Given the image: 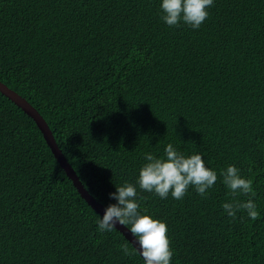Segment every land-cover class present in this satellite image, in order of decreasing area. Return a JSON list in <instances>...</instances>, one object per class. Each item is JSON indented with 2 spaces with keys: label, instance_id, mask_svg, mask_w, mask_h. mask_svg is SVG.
<instances>
[{
  "label": "trees",
  "instance_id": "16d2710c",
  "mask_svg": "<svg viewBox=\"0 0 264 264\" xmlns=\"http://www.w3.org/2000/svg\"><path fill=\"white\" fill-rule=\"evenodd\" d=\"M161 2L0 0V81L105 208L115 185L136 184L145 153L201 154L218 174L206 197L137 186L140 211L166 223L171 264H264V0H214L199 29L169 27ZM230 164L253 181L255 221L222 207L249 199L222 183ZM99 215L0 92V264H144Z\"/></svg>",
  "mask_w": 264,
  "mask_h": 264
},
{
  "label": "clouds",
  "instance_id": "9594fccd",
  "mask_svg": "<svg viewBox=\"0 0 264 264\" xmlns=\"http://www.w3.org/2000/svg\"><path fill=\"white\" fill-rule=\"evenodd\" d=\"M214 0H162L160 3L161 19L169 27H177L181 23L192 29H199L208 18V9ZM145 162L138 170L136 184L125 182L115 185L116 190L109 194L115 200L106 206L102 215L96 221L100 232H111L117 223L128 226L130 233L138 243V251L144 264H171L173 251L167 235L165 222L140 211L137 197V186L141 191L154 193L161 199L181 200L189 188L198 195L206 197L218 179L215 170L205 165L201 154L185 155L169 143L164 149V155L158 157L151 152L144 154ZM222 183L235 197L249 196L244 202L229 201L222 207L231 218L236 217L238 210L246 211L248 217L255 221L260 213L253 199L255 191L253 181L240 174L234 165H228L221 170ZM143 199V198H141ZM125 255H131L127 244L120 245Z\"/></svg>",
  "mask_w": 264,
  "mask_h": 264
},
{
  "label": "water",
  "instance_id": "95a60500",
  "mask_svg": "<svg viewBox=\"0 0 264 264\" xmlns=\"http://www.w3.org/2000/svg\"><path fill=\"white\" fill-rule=\"evenodd\" d=\"M0 92L7 96L11 101H13L17 106H19L27 115H29L37 127L41 131L47 145L51 149L55 159L58 161L61 168L64 170L66 175L72 180L73 185L77 189L80 196L87 202L92 209H94L100 215L103 214L105 207L100 204L83 186L79 180L75 170L71 164L67 161L57 143L54 139V136L47 124V122L42 118L39 112L21 95L7 87L4 83L0 81ZM116 229H118L124 237L133 245V247L138 251V243L135 241L134 237L130 233V230L126 226H122L117 223ZM140 255V253H139ZM141 256V255H140ZM142 257V256H141Z\"/></svg>",
  "mask_w": 264,
  "mask_h": 264
}]
</instances>
